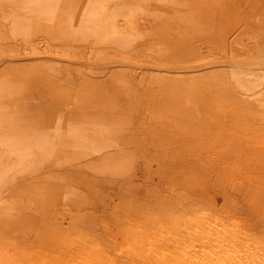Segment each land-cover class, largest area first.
Wrapping results in <instances>:
<instances>
[{
	"label": "rangeland",
	"instance_id": "374dc122",
	"mask_svg": "<svg viewBox=\"0 0 264 264\" xmlns=\"http://www.w3.org/2000/svg\"><path fill=\"white\" fill-rule=\"evenodd\" d=\"M0 264H264V0H0Z\"/></svg>",
	"mask_w": 264,
	"mask_h": 264
},
{
	"label": "bare ground",
	"instance_id": "6f19581e",
	"mask_svg": "<svg viewBox=\"0 0 264 264\" xmlns=\"http://www.w3.org/2000/svg\"><path fill=\"white\" fill-rule=\"evenodd\" d=\"M228 5V4H227ZM226 5V6H227ZM121 6H123V5H120V7ZM123 8H125L124 6H123ZM204 9V8H203ZM207 9V8H206ZM208 12V11H207ZM216 23H218V22H216ZM220 24V23H219ZM212 37V36H211ZM209 43V42H208ZM175 44V43H174ZM177 44V43H176ZM100 74V73H99ZM103 77V76H102ZM180 93V92H179ZM150 106V105H149ZM86 107V106H85ZM93 107H95V106H93ZM80 108V110H81V108H84V106H82V107H79ZM78 107H77V109H79ZM53 108H51V110H52ZM91 109V108H90ZM97 109V108H96ZM46 110V109H45ZM49 110H50V108H49ZM48 110V111H49ZM51 110H50V114H51ZM84 110V109H83ZM47 111V112H48ZM54 111V110H53ZM77 111V110H76ZM47 112H46V114H47ZM55 112H56V110H55ZM54 112V113H55ZM68 112V111H67ZM88 112H89V110H88ZM87 112V113H88ZM92 111H90V113H91ZM41 113V112H40ZM39 113V114H40ZM49 113V112H48ZM53 113V112H52ZM58 112H56V114H57ZM90 113H88V114H90ZM143 113V112H142ZM50 114H48L49 116H50ZM55 114V115H56ZM61 114L63 115V113L61 112ZM88 114H86V115H88ZM54 115V114H53ZM67 115V114H66ZM78 115V114H77ZM77 115H75L76 117L75 118H77ZM83 115H85V113H83ZM80 116V115H79ZM82 117V116H81ZM47 119H48V117H46ZM53 118H55V116L53 117ZM61 118V117H60ZM64 118H66V117H64ZM83 118V117H82ZM82 118H80V117H78L77 119L79 120V119H82ZM39 119V118H38ZM52 119V118H51ZM41 120V119H40ZM42 120H44V119H42ZM41 120V121H42ZM62 120V119H61ZM75 120V119H74ZM85 120V119H84ZM37 121V120H36ZM53 121V120H52ZM63 121V120H62ZM39 122V121H38ZM37 122V123H38ZM47 122V121H46ZM51 122V121H50ZM36 123V122H35ZM43 123V122H42ZM172 137H170V138H172V139H176L177 137L178 138H182V139H184V140H186L187 139V137H185V136H183V135H171ZM114 153V152H113ZM112 153V154H113ZM111 154V153H110ZM108 157H110V156H108ZM109 161V160H108ZM107 161V162H108ZM132 164V157L130 158L129 156H127V155H125V154H123V153H121V154H119L116 158H115V156H114V158H112V159H110V165H109V169H108V174L107 175H110L113 179H114V182H116L117 180L118 181H120L119 179H121V181H122V184L123 185H128V184H132V177L133 176H129V177H125L126 175H125V172L123 173L124 175H122V172L125 170V169H127V168H129L130 167V165ZM162 167V166H161ZM164 167V166H163ZM165 170V169H164ZM127 171V170H126ZM163 171V170H162ZM159 172H161V170L159 171ZM168 172V169H166L165 170V172H164V174H166ZM161 174V173H160ZM123 177H122V176ZM130 175V174H129ZM161 175H163V174H161ZM161 177V176H160ZM162 178V177H161ZM163 179V178H162ZM166 179H167V177H166ZM118 183V182H117ZM134 184V183H133ZM95 186V185H94ZM134 186H138V184H135ZM61 194V193H60ZM50 195H52V194H50ZM56 199V198H55ZM55 201V200H54Z\"/></svg>",
	"mask_w": 264,
	"mask_h": 264
},
{
	"label": "crops",
	"instance_id": "0c3cea01",
	"mask_svg": "<svg viewBox=\"0 0 264 264\" xmlns=\"http://www.w3.org/2000/svg\"><path fill=\"white\" fill-rule=\"evenodd\" d=\"M117 22H118V20H117ZM116 22V17H112L111 19H110V22H108V25H110L111 24V26L109 27V33L111 34L112 32L111 31H113L114 29V25L117 23ZM140 36V34L138 33V32H136L135 33V37H133L134 39L133 40H135L136 38H138ZM59 38H64V35H60V36H58ZM116 41V40H115ZM113 41L108 47H112V48H116L117 50H122V49H124V50H127L128 48H129V43H127V41H125V40H123V39H120V40H118V41ZM128 46V47H127Z\"/></svg>",
	"mask_w": 264,
	"mask_h": 264
}]
</instances>
